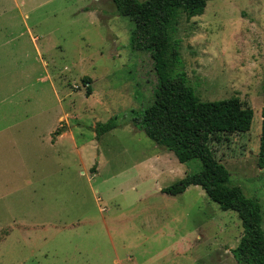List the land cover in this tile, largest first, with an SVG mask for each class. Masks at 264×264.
<instances>
[{"label": "rangeland", "instance_id": "rangeland-1", "mask_svg": "<svg viewBox=\"0 0 264 264\" xmlns=\"http://www.w3.org/2000/svg\"><path fill=\"white\" fill-rule=\"evenodd\" d=\"M204 1L176 21L178 69L199 101L252 110L247 132L212 149L228 186L259 204L264 236V0ZM131 26L110 0H0V264H236L234 212L197 186L161 192L199 162L179 164L126 121L155 84L127 46Z\"/></svg>", "mask_w": 264, "mask_h": 264}, {"label": "trees", "instance_id": "trees-1", "mask_svg": "<svg viewBox=\"0 0 264 264\" xmlns=\"http://www.w3.org/2000/svg\"><path fill=\"white\" fill-rule=\"evenodd\" d=\"M114 14L132 23L128 31L130 51L144 53L151 62L155 77L150 104L128 114L127 123L142 132L157 147L170 152L179 164L197 160V172L185 175L161 190L170 196L181 194L189 186L199 187L221 211H232L240 222L241 235L230 250L236 264H264V236L260 207L246 198L239 187L228 186V173L215 158L213 144L230 135L249 130L252 110L236 98L201 102L187 85L178 69V42L172 39L180 14L186 19L200 16L204 0H110ZM88 78L82 80L86 95L91 92ZM255 166L264 168V107ZM118 125L115 116L93 127L95 138ZM58 130L51 134L58 135ZM91 168V172L93 171Z\"/></svg>", "mask_w": 264, "mask_h": 264}, {"label": "crops", "instance_id": "crops-1", "mask_svg": "<svg viewBox=\"0 0 264 264\" xmlns=\"http://www.w3.org/2000/svg\"><path fill=\"white\" fill-rule=\"evenodd\" d=\"M49 132V131H48ZM60 136H63L62 134L61 135H59L58 134V136H56V137H53V138H49V144L50 145H52V146H56V144H57V142L59 141V139H60ZM12 180H14V179H12ZM11 181V180H10ZM5 183V184H4ZM2 185H6V181L5 180H3V183H2Z\"/></svg>", "mask_w": 264, "mask_h": 264}]
</instances>
